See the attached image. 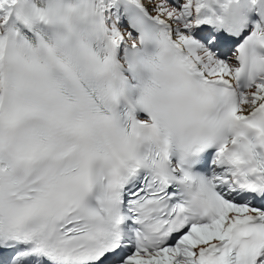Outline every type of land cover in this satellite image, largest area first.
<instances>
[{"label":"snow or ice","instance_id":"snow-or-ice-1","mask_svg":"<svg viewBox=\"0 0 264 264\" xmlns=\"http://www.w3.org/2000/svg\"><path fill=\"white\" fill-rule=\"evenodd\" d=\"M0 264H264V0H0Z\"/></svg>","mask_w":264,"mask_h":264}]
</instances>
